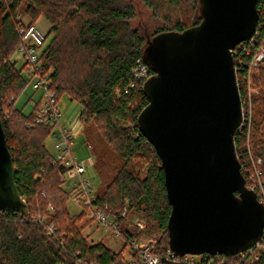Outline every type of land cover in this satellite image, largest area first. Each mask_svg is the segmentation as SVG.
<instances>
[{
	"label": "trees",
	"instance_id": "16d2710c",
	"mask_svg": "<svg viewBox=\"0 0 264 264\" xmlns=\"http://www.w3.org/2000/svg\"><path fill=\"white\" fill-rule=\"evenodd\" d=\"M139 1L160 24L152 33L141 31L139 25L133 24L136 9L131 0H0V121L18 193L29 212L28 217H20L0 211V264H122L124 261L121 252L102 243L87 242L82 227L77 225L86 211L83 209L77 215L69 213V193L63 188L64 169L54 163L45 147L53 128L34 126L33 115L16 106L29 84L22 74L24 64L18 69L12 61L21 44L18 31L26 25L37 26L40 19L48 29L44 32L46 42L38 62L49 90L57 102L65 96L78 103L79 120L93 123L108 149L121 162L119 166L108 160L95 163L99 186L97 205L116 216L128 204L129 210L152 220L162 232L151 245V252L162 255L169 248L167 221L171 207L160 160L137 125L147 99L142 92L144 81L134 72L142 65L150 76L154 74L143 63L142 55L155 35L182 32L197 25L201 16L199 0ZM260 3L264 5V0H258L257 6ZM256 28L263 40L264 16L261 19L260 14ZM242 74L237 79L240 101L244 102L247 97L245 85L240 81ZM250 80L253 90L250 122L233 136L248 189L258 180L264 182V69L254 70ZM257 159L261 161L259 165L255 163ZM121 233L127 247L128 241L134 239L133 234L126 229ZM260 246L258 260L253 263L241 262L237 256L218 258L225 264H264V237Z\"/></svg>",
	"mask_w": 264,
	"mask_h": 264
},
{
	"label": "water",
	"instance_id": "95a60500",
	"mask_svg": "<svg viewBox=\"0 0 264 264\" xmlns=\"http://www.w3.org/2000/svg\"><path fill=\"white\" fill-rule=\"evenodd\" d=\"M257 1L199 0L197 25L155 35L142 55L154 74L137 125L160 160L178 256L232 257L264 236V205L245 186L233 143L241 103L231 51L254 35ZM0 211L29 216L1 121Z\"/></svg>",
	"mask_w": 264,
	"mask_h": 264
},
{
	"label": "built area",
	"instance_id": "2783aa9c",
	"mask_svg": "<svg viewBox=\"0 0 264 264\" xmlns=\"http://www.w3.org/2000/svg\"><path fill=\"white\" fill-rule=\"evenodd\" d=\"M257 12L262 19V16H264V5L262 3L257 6ZM18 33L21 42L18 51L24 58L22 74L28 80L31 89L40 93L39 99L36 101L29 100L28 102L31 107L30 113L34 117V126L47 125L53 128L51 135L56 141L55 148L58 154L52 156V158L54 163L63 167L65 180H72L73 188L77 190L76 197H73V200L78 201L86 208L87 216L97 225L120 236L121 231L118 225L126 212V204L116 213V216L107 214L105 209H101L97 205V196L94 194L90 181L83 178L86 171L85 165L76 161L69 149L72 140V129L67 130L60 126L61 115L57 107V101L48 88L49 84L46 76L40 73L38 57L46 42L45 33L35 25L20 27ZM231 55L237 87L239 83L237 76H240L242 72L240 81L246 88L247 99L244 102L240 101L241 123L238 128L240 129L250 122V96L253 92L250 80L251 73L257 69H264V39H260L259 30L256 28L254 35L249 40L236 45L231 51ZM134 75L144 82L151 77L147 72V68L142 65L135 69ZM258 175L259 173L255 171V176L258 177ZM250 190L256 194L257 200L264 205V182L258 180ZM48 231L52 233V227H49ZM260 242L236 256L241 262L253 263L257 261V251L262 250ZM128 247L129 255H131L130 259L124 258L122 264H161L162 261L171 264H225L222 259L218 258L219 256L206 255L205 258L204 255L178 256L169 248L164 254L156 255L151 252V248L140 245L135 239L128 241Z\"/></svg>",
	"mask_w": 264,
	"mask_h": 264
},
{
	"label": "rangeland",
	"instance_id": "374dc122",
	"mask_svg": "<svg viewBox=\"0 0 264 264\" xmlns=\"http://www.w3.org/2000/svg\"><path fill=\"white\" fill-rule=\"evenodd\" d=\"M131 2L136 9V19L133 24L139 25L141 31L152 33V31L160 25L159 22L152 18L151 11L143 6L139 0H131ZM49 39L50 37H48V40ZM12 61L16 62V68L18 69L24 64V58L19 51L14 53ZM39 94L38 91L34 92L28 84L25 91L16 102V106L23 107L24 113H30L31 107L28 102L29 100L36 101L39 99ZM57 107L61 115L60 126L67 130L72 129V140L69 148L71 155L76 161L85 165L86 171L83 178L90 181L94 194L96 195L99 186L95 163L108 160L114 165L119 166L121 163L120 159L108 149L105 140L102 138L97 127L93 123H84L79 120L81 107L78 103L70 101L64 96L58 100ZM55 144L56 141L54 137L50 135L46 139L45 147L52 156L58 154ZM255 163L259 165L261 163L260 159H257ZM63 188L69 193V201L67 203L69 213L71 215H77L81 213L83 209L86 211L84 206L73 201V197H76L77 190L73 188L72 180H65ZM122 219H124V221L122 224L119 223L121 228L120 231H123L124 229L128 230L133 234L134 239L140 245H145L151 248V245H153V243L162 235V232L152 220L147 219L134 210H129L128 204H126V212ZM77 225L78 227H82V233L87 237V242L89 244L102 243L113 251L121 252L123 259H130L131 255H129V247L123 245L124 238L122 233L118 236L97 225L87 216V211L86 214H83L82 219Z\"/></svg>",
	"mask_w": 264,
	"mask_h": 264
},
{
	"label": "crops",
	"instance_id": "0c3cea01",
	"mask_svg": "<svg viewBox=\"0 0 264 264\" xmlns=\"http://www.w3.org/2000/svg\"><path fill=\"white\" fill-rule=\"evenodd\" d=\"M36 25L44 32H47L48 29V25L46 24V22L42 19H40L39 21L36 22Z\"/></svg>",
	"mask_w": 264,
	"mask_h": 264
}]
</instances>
